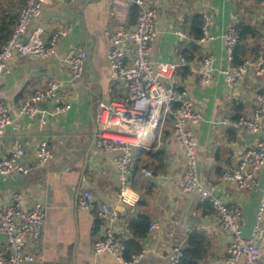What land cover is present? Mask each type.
I'll use <instances>...</instances> for the list:
<instances>
[{"label":"crops","instance_id":"crops-1","mask_svg":"<svg viewBox=\"0 0 264 264\" xmlns=\"http://www.w3.org/2000/svg\"><path fill=\"white\" fill-rule=\"evenodd\" d=\"M147 1L155 7L158 18L150 60L154 65L177 63L181 57L186 60L176 68L172 83L187 92L200 116L197 122L190 123L197 146L198 175L226 202L241 208L243 235L249 236L260 191L240 190L222 182L221 177L246 149L264 140V126L259 132H250L214 122L250 114L256 93L264 91V74L248 72L229 87L221 72L234 64L224 39L229 27L246 25L254 31V35L240 42L237 60L255 58L264 51L260 0ZM16 5L3 7L4 13ZM196 16L210 17L211 38L203 41L194 38L192 21ZM12 20L5 15L0 19L8 32ZM133 23L129 16L118 19L114 0L50 2L30 22L26 35L37 36L46 43L54 31L60 30L55 53L47 57L12 54L6 63L0 77V102L8 107L12 121L4 129L0 157L6 158L12 151L22 149L24 154L19 160L31 170L0 174V205L9 204L17 195L22 208L41 203L46 211L41 234L30 247L34 260L24 264H124L110 254L94 252L93 243L102 236L103 224L92 212L78 206V196L85 190L91 192L95 202L106 203L117 212L114 229L123 240L132 237L129 223L139 215H146L149 223L157 224L152 233L139 240L144 255L138 264H169L171 248L177 244L184 248L188 235L194 231L203 239L198 264H224L228 244L224 229L196 194L180 189L179 178L187 162L183 145L172 135L171 116L144 134L145 148L137 154L130 179L133 203L117 196L116 152H106L97 144V105L119 91V86H112L109 78L110 42L103 30L106 26L126 29ZM3 42L0 38V47ZM81 50L87 53L86 67L83 78L75 80L65 58ZM208 54L214 58V70L210 81L200 84L197 73ZM49 83L55 84L53 95L39 103L40 111L33 117L20 115V105ZM58 106L62 109L57 110ZM40 140H45L53 151V158L41 166L35 157ZM142 168L151 174L145 176ZM258 177L260 185L264 184V167ZM0 258L1 264H6L3 232H0ZM261 260L264 264V252ZM236 264L244 263L240 260Z\"/></svg>","mask_w":264,"mask_h":264},{"label":"built area","instance_id":"built-area-1","mask_svg":"<svg viewBox=\"0 0 264 264\" xmlns=\"http://www.w3.org/2000/svg\"><path fill=\"white\" fill-rule=\"evenodd\" d=\"M72 0H22L17 14L12 20L7 38L0 47V77L6 69V63L12 54L19 56H51L55 53V45L61 31L52 33L46 43L37 36L26 35L30 22L37 18L42 7L50 2L66 3ZM116 15L119 20L129 16L132 6H137L138 13L130 28L113 29L106 26L103 30L110 46L107 51L109 78L112 86H119V91L108 99L100 101L96 108L97 144L106 152H116L115 163L118 169L119 199L133 203L130 179L136 167L137 154L145 148L144 134L163 122L167 116L173 119L172 135L184 148L187 167L180 175L179 186L184 192L197 195L200 202L208 201L212 213L228 236V244L223 256L224 264H236L242 260L244 264H263L261 256L264 252V184L260 185L259 172L264 167V140L257 141L246 149L242 156L222 173V182L231 183L243 191H260V200L256 216L249 236L242 231V210L234 203L226 202L213 194L214 187L206 186L198 175L197 146L195 136L190 128L191 122H197L200 116L193 109V102L182 89H177L172 80L178 66L185 64L181 57L177 63H157L150 60L151 44L158 33V18L155 7L147 0H114ZM262 25L264 27V0H260ZM209 16L203 18L199 40L211 38L209 34ZM226 47L232 52L239 40L237 26L229 27L224 34ZM131 52V54H129ZM87 53L81 50L65 58V62L73 79L81 80L86 67ZM214 58L205 55L197 77L200 84L210 81ZM229 87L241 80L248 72L264 74V51L255 58L244 59L239 64H232L221 70ZM55 88L49 83L47 88L35 90L19 108L20 115L35 116L39 111V103L45 97H51ZM174 105H176L174 107ZM62 107H57V110ZM12 118L8 107L0 102V145L4 129ZM234 129L259 132L264 126V91L255 95V106L250 114L239 116L235 120L223 118L217 122ZM22 149H16L6 158L0 157V174L25 173L30 166L23 165L20 157ZM36 162L45 165L53 158V151L45 140H40L36 147ZM142 173L149 176L151 172L142 168ZM7 205H0V232H3L7 244L6 264H24L34 260L30 250L39 238L46 220L45 207L35 203L29 208H22L18 196L14 195ZM138 197V196H137ZM78 206L94 214L103 224L102 236L93 243L95 253H107L124 264H138L142 261L144 250L131 255L125 260L124 240L114 229L117 212L106 203L95 202L90 191H83L77 199ZM157 228L155 222L148 224L147 232ZM183 246L174 245L169 252V264H179ZM3 260L0 258V264Z\"/></svg>","mask_w":264,"mask_h":264},{"label":"trees","instance_id":"trees-1","mask_svg":"<svg viewBox=\"0 0 264 264\" xmlns=\"http://www.w3.org/2000/svg\"><path fill=\"white\" fill-rule=\"evenodd\" d=\"M137 13V6H132L129 11V20L131 23L135 21ZM202 22L203 19L199 16H196L192 21L193 36L196 39H199L201 36ZM237 28L239 29V40L235 44L231 52L234 64H239L243 61L237 60V51L240 47V42H242L247 36L254 35V31H252V28L249 26L238 25ZM8 33L9 32L6 26L5 29L3 27L0 28L1 39L3 38L5 40L7 38ZM175 106L176 105H174V107ZM202 203L203 206L207 208V212L212 211V206L207 200L203 201ZM148 224L149 217L146 215H139L135 221H131L129 223V230L132 237L127 240H124L125 251L123 254V258L125 260H130L132 254L137 253L141 250V244L139 243V240L146 235ZM202 243L203 239L200 233L195 231L190 233L187 238V244L182 250V256L180 258L179 264H198V260L202 255Z\"/></svg>","mask_w":264,"mask_h":264},{"label":"rangeland","instance_id":"rangeland-1","mask_svg":"<svg viewBox=\"0 0 264 264\" xmlns=\"http://www.w3.org/2000/svg\"><path fill=\"white\" fill-rule=\"evenodd\" d=\"M14 3H18V5L11 6V9L9 10V12L4 13L3 7H5V6L8 7L9 5H14ZM20 3H21V0L20 1H18V0H0V19H1L2 15L8 16V18L10 20L13 19ZM6 20H8V19H6ZM3 25H4V21H0V28Z\"/></svg>","mask_w":264,"mask_h":264},{"label":"water","instance_id":"water-1","mask_svg":"<svg viewBox=\"0 0 264 264\" xmlns=\"http://www.w3.org/2000/svg\"><path fill=\"white\" fill-rule=\"evenodd\" d=\"M50 98H48V100H49ZM213 194L215 195V196H219V192L217 191V190H213Z\"/></svg>","mask_w":264,"mask_h":264}]
</instances>
